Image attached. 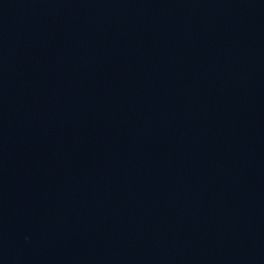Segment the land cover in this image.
<instances>
[{"label": "water", "instance_id": "obj_1", "mask_svg": "<svg viewBox=\"0 0 264 264\" xmlns=\"http://www.w3.org/2000/svg\"><path fill=\"white\" fill-rule=\"evenodd\" d=\"M0 264H264V0H0Z\"/></svg>", "mask_w": 264, "mask_h": 264}]
</instances>
